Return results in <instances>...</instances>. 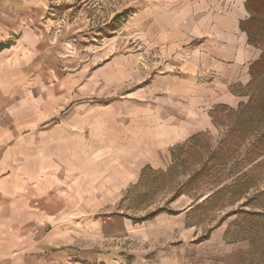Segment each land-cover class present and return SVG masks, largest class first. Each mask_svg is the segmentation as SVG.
I'll return each mask as SVG.
<instances>
[{
  "label": "crops",
  "instance_id": "0c3cea01",
  "mask_svg": "<svg viewBox=\"0 0 264 264\" xmlns=\"http://www.w3.org/2000/svg\"><path fill=\"white\" fill-rule=\"evenodd\" d=\"M147 1L151 35H159L164 53L175 54L184 73L163 79L168 99L179 105V121L173 122L175 114L161 116L159 109L98 119L95 113L76 114L71 122L67 113L50 130L40 126L66 103L65 83L54 77L59 65L50 56L53 35H59L47 19L50 1L0 0V264H78L76 254L85 243L91 263L126 264L111 246L117 238L142 247L133 264H257L246 259L245 243L226 241L223 224L206 239L193 237L189 211L160 212L149 227L144 220L134 224L122 209L110 210L126 186L139 181L146 161L157 160L155 152L203 134L212 125V107L248 101L230 87L249 82V67L261 53L248 41L255 19L247 0ZM178 42L188 46L179 52ZM208 72L215 78L211 84ZM173 231L194 240L178 255L160 240ZM150 242L151 255L144 247Z\"/></svg>",
  "mask_w": 264,
  "mask_h": 264
},
{
  "label": "rangeland",
  "instance_id": "374dc122",
  "mask_svg": "<svg viewBox=\"0 0 264 264\" xmlns=\"http://www.w3.org/2000/svg\"><path fill=\"white\" fill-rule=\"evenodd\" d=\"M49 1L47 19L52 31L59 34L53 35L54 52L50 56L51 62L59 65V74L55 73L54 77L61 78L66 84H64L66 103L64 106L55 107L56 111L50 112V114L55 113L54 117L43 121L40 127H48L50 130L58 127L61 122L58 117L67 113L69 116L66 122H71L73 115L76 114L85 117L95 113L98 119L106 113L116 112L120 115L122 111L136 109L137 111L159 109L161 116L175 114L177 119L173 122L179 121L181 118V115L177 114L179 105L168 99V87L163 79L173 80L182 77L184 73L174 62L175 54L164 53L166 45L162 41L159 43V35H151V12L148 7L144 10L147 0ZM261 12L255 13V21L250 28L255 42L249 41L260 52L264 50V12L262 14ZM138 17L144 23H138ZM143 30L146 35H143ZM181 45L178 42L174 47L181 52L182 48L188 46ZM206 78L209 84L215 79L210 72ZM230 90L236 92L242 101H247L251 96V104L243 106L241 111H246L247 115L254 114L261 119L264 117V97L261 96V92H264V72L245 86L232 85ZM73 91L74 101H72ZM60 96L61 93L56 92V97ZM52 106L53 104L50 103L49 108ZM213 108L209 111V117L213 115L214 118L212 125L206 131H202L204 135L192 142L189 150L182 144L183 142L177 144L176 152L173 150V161L172 148H161L155 152L157 160L146 161L148 166L144 175L136 184L129 183L130 185L126 186H129L128 189L121 192L124 193L123 197L121 200L116 199L110 210L119 212L118 210L122 209L121 212L134 224L143 220L146 224L147 222L151 224L153 216L160 212L176 214L177 211H189L187 219L193 223L194 233H192L197 240L206 239L213 227L223 224L226 226V241L245 243L246 259L252 263L264 264L262 222L251 214L241 213V210L263 209L257 207L252 198L255 189L251 188L242 193L243 185L239 184L224 189L218 198L201 202L202 198L213 192L212 190L226 188L227 185L233 186L239 180L237 176L241 174L233 173L234 167L246 166L241 160L243 145L240 150L234 149L230 154L224 141L227 139L228 143L239 142L234 136L236 132L231 133L236 118H225L227 110L213 112ZM62 121L64 123V120ZM88 121L86 117L85 122ZM124 121L126 122L125 119ZM51 139L53 136L50 135V144L56 142ZM257 139L261 141L259 136L251 137L245 145L251 149L257 143ZM203 146L205 148L201 149ZM210 147L219 148L215 157L218 161V156H221V160L225 159L223 160L226 161L225 164H218L215 161L206 162L205 168L211 167L210 170L191 180L197 168L200 170L204 167L206 149ZM182 159L185 162L180 163ZM216 183L219 185L215 186ZM260 186H264V181ZM233 198L236 200H231ZM148 237L152 236L147 234ZM183 239L177 231L160 235V240L168 241L176 255L182 253L187 244L194 242ZM128 240L113 239L111 246L114 247V254L119 260L122 257L126 264H133L135 255L142 247L136 243V240ZM156 246L158 244H155ZM144 247L151 255L153 243H147ZM87 249L86 243L82 245L80 253L76 254L75 262L98 264L91 263ZM114 263L121 264L120 261Z\"/></svg>",
  "mask_w": 264,
  "mask_h": 264
},
{
  "label": "trees",
  "instance_id": "16d2710c",
  "mask_svg": "<svg viewBox=\"0 0 264 264\" xmlns=\"http://www.w3.org/2000/svg\"><path fill=\"white\" fill-rule=\"evenodd\" d=\"M246 7L250 11V13L252 15L251 18L253 20V19H255V11L259 12V11H261L262 8H264V0H247ZM252 7H254V9H252ZM249 24H250V21L246 25L242 24V28H243V26H244V28H248ZM250 27H251V25H250ZM250 27H249V31H248L249 35H247L248 41L255 42V40L252 39L253 37L251 35ZM263 67H264V50H262L260 57L256 61H254L249 67V74L251 76V80L249 81V83L252 82V80H254L262 72H264ZM261 94H262L261 96L264 97V92H261ZM250 104H251V96L247 102L239 103L236 108L228 107L226 105H218L213 109V112H215L216 110H217V112L220 110L221 111L227 110L225 115H224L225 118H231V117L236 118L235 119L236 123H235L234 127L232 128L231 133L236 132L234 134V136L237 137L239 142L237 141L234 143H228L229 141L227 139H225L224 141H225L228 153H230V152L232 153L234 151V149L240 150L242 148V145H243V149H242L243 157L241 160H243V163L246 166H243L242 168L236 167V166L234 167L233 173H236V172L239 173L240 172L241 174H239L237 176V179H239V180L237 182H235V184H233V186L227 185L226 188L212 190L213 192L211 194L207 195L206 197H204L201 202L211 201L216 197L218 198L219 195H221L223 193L224 189H229L230 187H235V186H238L239 184L243 185V188L241 189L242 193H245L248 190H250L251 188H253V189H255V192L252 195V198L255 201L256 206L262 207L263 209L252 208L251 210H241V213L251 214L252 216L256 217L257 220L262 222L261 224L263 225V228H264V186L263 187L260 186V183L262 181H264V117L261 119L258 116H254V114L248 113V115H247L246 111H241V108L243 106H249ZM212 117H213V115H212ZM203 135L204 134L197 133V134L191 136L188 140H186L182 144H184V146H186V149L189 150L191 148L189 146L191 144H193L192 142H195V140H198V137H201ZM258 136L261 138V141L259 139H257V143L254 146H252L251 149L246 146L247 140L251 139V137L256 138ZM176 147L172 148V153H171L172 161L174 160L173 150L176 152V149H175ZM203 148H205V147L204 146L201 147V149H203ZM206 150H207V157H205L206 159H204V161H203L204 167L200 170L197 168V171L195 172L196 174L194 173L195 175L191 176V180H194L196 178V176H200V175L202 176L204 174L203 173L204 171L208 172L210 170L211 167L205 168L206 162L208 163L209 161H213V162L215 161V162H218V164H223V165L225 164L226 161H223L225 159L221 160V156H218V161H217V158L215 157V154L217 153V151H219L218 147L216 149L215 148L211 149V147H210V149H206ZM179 162L183 163L185 161L182 159ZM249 165H251V166L249 168H246ZM146 168L147 167L145 166L142 169L141 174H140V178L146 172V170H145ZM244 179H247V180H244ZM240 181H242V182H240ZM217 185H219V184L216 183L215 186H217ZM231 200L235 201L236 199L233 198Z\"/></svg>",
  "mask_w": 264,
  "mask_h": 264
}]
</instances>
